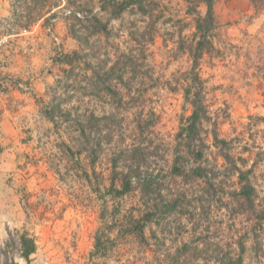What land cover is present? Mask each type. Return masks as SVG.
<instances>
[{
	"label": "rangeland",
	"instance_id": "1",
	"mask_svg": "<svg viewBox=\"0 0 264 264\" xmlns=\"http://www.w3.org/2000/svg\"><path fill=\"white\" fill-rule=\"evenodd\" d=\"M143 1L113 18L106 0H0V264H26L21 233L30 264H237L241 245L240 264H264V0L214 3L190 149L177 133L195 13ZM63 9L82 19L59 20L56 41ZM246 171L255 212L238 195Z\"/></svg>",
	"mask_w": 264,
	"mask_h": 264
},
{
	"label": "trees",
	"instance_id": "2",
	"mask_svg": "<svg viewBox=\"0 0 264 264\" xmlns=\"http://www.w3.org/2000/svg\"><path fill=\"white\" fill-rule=\"evenodd\" d=\"M108 6L110 8V13L113 16V18H118L128 7L135 6L138 11L141 13H146L145 11V5L143 0H122L121 2L117 0H106ZM187 2V7L189 13L193 14L195 13V17L193 19L194 21V29H195V46L194 49L190 51V55L192 57L193 67H192V73L194 74L192 77V84L187 86L184 92V96L186 99H189L190 105L192 107L191 114L185 119L184 123L181 125L179 132L177 133V138L184 142V147L187 149H190L191 143L193 141H196L197 137L199 136V128L202 123V120H205L207 118L205 107L203 105V92H202V81L200 80L198 74L195 72L198 68V61L201 59L203 55V51L206 48V45L210 44L211 39V31L215 27V16H214V3L216 0H185ZM258 1V0H257ZM257 3V2H255ZM199 5H203L205 8L204 15H201L197 8ZM105 6V7H106ZM104 7V8H105ZM103 8V9H104ZM77 19V18H75ZM93 23L96 25V29H103L100 22L94 18ZM102 30V31H103ZM77 56L76 53L72 54H65L61 58V63L64 65H72L73 58ZM113 67L109 71L112 72ZM106 75H109V72H107ZM121 76H119L120 78ZM107 79V77H106ZM97 84H94V86ZM93 84H90V87L94 89ZM47 113V112H46ZM47 115V114H46ZM48 119L52 120L50 116H46ZM216 139V138H215ZM197 157H201L200 154L196 153ZM180 172V170H178ZM249 171L246 172H239L238 174V180L240 184V191H239V197L241 198V203L246 211H252L255 212L254 203H253V188L248 182V175ZM130 181L122 183V188L119 191H116L115 193L117 195L123 196L125 195L130 188ZM257 217L259 219H263L264 221V214H261L260 212L257 213ZM134 228L130 231L133 232H141L143 230V225L139 223L134 224ZM110 241L109 238L104 235H98L95 240V253H101L105 247L107 242ZM17 242H18V251L19 256L21 259L24 260L26 264H30V257L33 255L36 251V246L34 243V240L30 238L26 233H21L17 236ZM244 252V248L241 245L239 249V257L237 260V264L241 263V257Z\"/></svg>",
	"mask_w": 264,
	"mask_h": 264
},
{
	"label": "built area",
	"instance_id": "3",
	"mask_svg": "<svg viewBox=\"0 0 264 264\" xmlns=\"http://www.w3.org/2000/svg\"><path fill=\"white\" fill-rule=\"evenodd\" d=\"M70 16H73L75 18H78V19H82L81 15L79 13H76V12H71L70 10L68 9H63L62 13H58V14H54L51 18H50V25L49 27L47 28V32L48 33H51L52 36L54 37V39L57 41V39L55 38L54 36V33L52 32V27L57 23L59 22V20H61L62 18H68Z\"/></svg>",
	"mask_w": 264,
	"mask_h": 264
}]
</instances>
